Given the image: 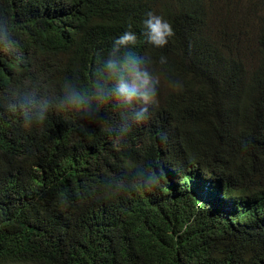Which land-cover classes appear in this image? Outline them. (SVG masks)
Wrapping results in <instances>:
<instances>
[{"label":"trees","instance_id":"trees-1","mask_svg":"<svg viewBox=\"0 0 264 264\" xmlns=\"http://www.w3.org/2000/svg\"><path fill=\"white\" fill-rule=\"evenodd\" d=\"M232 5L248 23L220 13ZM148 11L174 25L162 49L144 40ZM0 15L20 44L0 56V264H264V0H0ZM129 24L161 85L119 150L114 100L31 128L6 112L10 87L90 88ZM136 166L164 168L156 193L112 195Z\"/></svg>","mask_w":264,"mask_h":264},{"label":"clouds","instance_id":"clouds-1","mask_svg":"<svg viewBox=\"0 0 264 264\" xmlns=\"http://www.w3.org/2000/svg\"><path fill=\"white\" fill-rule=\"evenodd\" d=\"M132 28L133 25L129 24L128 30L113 40L106 54L96 53L95 79L90 88L65 80L61 85V94L57 96L53 92L42 93L40 86L10 87L6 112L10 115L20 113L23 126L31 128L33 125H43L54 108L97 119L102 106L114 100L121 109L123 121L115 129L114 147L119 150L120 141L133 124H143L150 120L159 103L161 85L160 75L151 67L152 58L134 51L138 36ZM142 34L148 45L162 49L176 33L169 19L155 11H148L142 20ZM19 48L20 44L9 19L0 15V56L6 55L19 60ZM167 63V57L160 56L159 64ZM172 83L177 89L182 87L179 81ZM133 171L131 182L127 177L109 182L112 195L135 190L137 186L149 194H155L160 188L164 175L162 166L158 171L151 172L136 166Z\"/></svg>","mask_w":264,"mask_h":264},{"label":"rangeland","instance_id":"rangeland-1","mask_svg":"<svg viewBox=\"0 0 264 264\" xmlns=\"http://www.w3.org/2000/svg\"><path fill=\"white\" fill-rule=\"evenodd\" d=\"M251 2H254L255 3V2H257V0H251ZM220 5H222V4H220ZM257 8H260V7H258V6L253 7L251 9V13H252V11H254V9H257ZM220 13H223L224 15L227 16L229 23H231L230 19L236 18L237 13L240 14V16H238L237 18L240 21H242L241 22L242 24H243V22H247L248 23V21H249V20L246 21L247 20L246 19V15L244 14V11L240 7V5H232L230 7H225L223 10H221ZM220 16H221V14L220 15L218 14V17H220ZM233 29H234L233 25H230L229 30L232 31Z\"/></svg>","mask_w":264,"mask_h":264}]
</instances>
